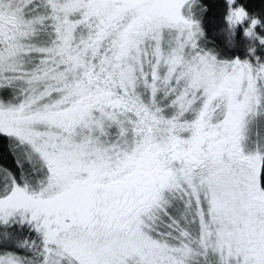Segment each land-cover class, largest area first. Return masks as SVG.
<instances>
[{
  "label": "snow or ice",
  "instance_id": "obj_1",
  "mask_svg": "<svg viewBox=\"0 0 264 264\" xmlns=\"http://www.w3.org/2000/svg\"><path fill=\"white\" fill-rule=\"evenodd\" d=\"M0 137V264H264V0H0Z\"/></svg>",
  "mask_w": 264,
  "mask_h": 264
},
{
  "label": "trees",
  "instance_id": "obj_2",
  "mask_svg": "<svg viewBox=\"0 0 264 264\" xmlns=\"http://www.w3.org/2000/svg\"><path fill=\"white\" fill-rule=\"evenodd\" d=\"M257 3H259V0H257ZM208 35H209V38H212L210 33H208ZM235 54L243 56L245 54V50L244 49H238L235 52ZM7 144H8L7 138L6 137H0V151L6 150L7 149Z\"/></svg>",
  "mask_w": 264,
  "mask_h": 264
}]
</instances>
